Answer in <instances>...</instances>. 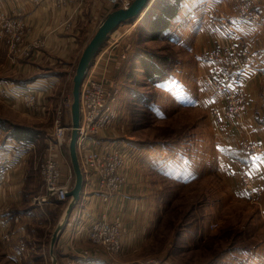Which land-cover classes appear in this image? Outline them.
Masks as SVG:
<instances>
[{"label": "rangeland", "instance_id": "obj_1", "mask_svg": "<svg viewBox=\"0 0 264 264\" xmlns=\"http://www.w3.org/2000/svg\"><path fill=\"white\" fill-rule=\"evenodd\" d=\"M86 1L92 3L93 0ZM250 1L253 9L256 8L255 0ZM85 2L72 1L76 5L74 17L82 13ZM205 3H214V7L218 6H215L217 0L205 1ZM116 5L121 7L123 4L116 3L111 8ZM239 6V1L235 0V12ZM0 12L4 13V18L0 19V40L2 42L0 63L6 61L16 64V62L24 60L32 61L50 57L46 35L25 39L28 28L23 19L4 11ZM258 12L259 21L256 27L263 20L261 12L259 10ZM105 15L103 13L100 18L103 19ZM139 19H132L119 25L112 33L109 42V46L113 45L117 50L113 52L115 55L124 52L129 46L133 48L127 52L126 58L123 59L125 69L124 75L120 77L119 99L120 114L124 115L123 126L127 128L128 135L136 132V136L140 138L138 139L139 144L146 147L153 145L160 147H156L158 152L154 153L157 157L155 162L158 164L153 166V170L157 172L155 181L160 184L158 196L161 197L162 206H160L161 211L157 210L156 212L159 218L154 225L153 232L142 243L139 253L141 262L139 263L264 264V222L261 217L264 191L254 197H248L245 189L241 186L240 179L238 181L237 178H234L231 170L223 169L224 172H222L214 167L212 158L207 159L213 153L211 124L216 128L217 120L213 118L212 112H210V117L213 120L209 117V112L200 102L199 96L200 99L196 98L198 100L196 101L189 98L188 93L184 94V89L176 92L170 90L169 92L170 77L153 84L143 82V77L133 60L137 51L140 52L147 48L153 53L172 54L171 61H174V64L167 66L171 76L182 68V64L178 63L180 56L182 61L188 60L191 63V69L188 68L190 70L187 69L186 72L187 77L192 78L190 73L193 69L195 71L196 60L187 48L183 47L181 50L180 47H177L174 39H143L141 41L139 32L148 23L146 19ZM7 20L11 23L19 21L22 24L23 32L20 33V39L14 44V48H10V42L2 31L4 29L2 25ZM101 20L88 33L83 43L84 46L94 34ZM224 21L227 23L226 18ZM62 22L59 23L62 29H72L74 23L72 24L71 20V26L68 27H65ZM177 30L178 28L175 31ZM210 40L205 39V44L213 45L212 41L208 43ZM198 42L200 46L202 42ZM219 43L221 45H218L222 49H227L230 44V42ZM237 44L242 43L239 41ZM215 46L206 49L204 53L206 54ZM201 47L200 51L198 50L200 54L203 53ZM115 48H111V50H115ZM34 52L37 54L32 55ZM33 56L35 58H32ZM188 56H192V60ZM75 67L76 64L71 68V73L67 78H58V80L56 78L52 85L40 89L35 96L33 105L26 103L24 105L12 96L0 97V119L33 127L40 132L37 139L33 141L34 147L24 156V166H20L30 176V184L26 183L25 190L28 191V194L24 195V205H29L31 202L33 207H37L38 218L32 217L31 223L27 224V226H31V229L26 233L17 229L20 223L15 222L14 215H12V220L10 218L8 221V228L16 227L18 234L15 236L8 231H0V264H23L24 258L28 260L39 254H42L43 264H52L49 242L65 209L66 201L58 202L50 198L48 201L35 204L32 202V197L35 194H45L37 163L47 148V140L53 136L54 122L58 113L68 128L71 125L70 105L72 102V76ZM43 68L40 65L32 76L45 73L47 69ZM9 77L4 80L0 79V83L12 82L20 85L18 79L13 78L14 76L9 75ZM258 77L262 80L264 74H260ZM199 90L198 87L196 93L201 94ZM262 109L264 111V105ZM119 120L120 118L116 120L115 126L121 125L122 121ZM69 132L70 130H68V137ZM0 133L5 136V131L0 129ZM212 136L215 137L213 134ZM162 143L173 147L163 146ZM64 148L69 159L67 144ZM238 182H240L246 197L233 192L234 184ZM261 184L264 185V182ZM155 197H157V193ZM24 241H27L25 242L27 246L20 249L19 247ZM17 249L22 250L20 254ZM61 255L55 245L54 256L57 264H67L68 259H65L63 263Z\"/></svg>", "mask_w": 264, "mask_h": 264}, {"label": "crops", "instance_id": "obj_2", "mask_svg": "<svg viewBox=\"0 0 264 264\" xmlns=\"http://www.w3.org/2000/svg\"><path fill=\"white\" fill-rule=\"evenodd\" d=\"M205 1L211 2V0H184L175 17L176 20H179L180 26L171 39H174L176 46L181 50L183 47L187 48L190 54L194 55L196 63L195 71L193 69L190 73L192 78H188L186 70L191 69V63L188 60L182 61L179 56L178 63L182 64V68L170 77L168 91L176 92L184 89V94L188 93L189 98L196 100L200 97V102L203 103L210 117L212 108L222 109L225 104L223 95L212 88L211 77L242 85L247 96V108L241 117H229L217 121L215 122L216 128L211 124L212 134L215 137L211 134L213 153L207 159L212 158L214 167L222 172H224L223 169L231 170L234 178H237L238 181L240 167H246L256 181L263 183L264 78L261 80L258 77L260 74L257 73L245 82L248 75L245 68L248 66L259 67L264 72V0H255L256 8L258 7L257 9L263 16L261 24L257 27L234 19L235 0H217L215 5H218L217 7L213 6L214 3L207 4ZM75 6L72 1L64 5H53L48 0H0V11L18 16L25 22L28 28L25 39L46 35L48 55L50 56L48 59L24 60L16 62V64L4 61L0 63V79L4 80L10 75L18 79L20 84H25L40 78L49 81H54L56 78L57 80L58 78H67L80 56L88 33L102 19L100 17L103 13L105 15L112 10L113 4L108 0H93L92 3L86 1L82 13L74 17ZM209 13L215 14V17H218L215 18L216 20L226 18L227 23L212 22L209 19ZM66 20H71L72 24L74 23L72 29L61 28L60 21L64 23ZM205 39H211L208 43L212 41L214 44H205ZM198 41L202 42L200 45L203 49L202 54L198 53V50L200 51ZM239 41L242 43L239 44L240 46L248 45L251 59L248 64H245L244 57L240 56L236 67L227 70L205 57L206 49L220 44L219 42L237 43ZM1 43L0 40V49ZM112 48L115 47L112 46ZM111 51L116 52L117 50L115 48ZM36 54L37 52H34L32 55ZM188 58L192 60V56H188ZM104 60L101 58L97 62L94 71L99 73L103 71L102 68L106 67L107 76L121 79L125 69L123 60H111L107 65ZM40 65L42 69L46 67V72L32 76ZM198 87L201 94L196 93ZM127 133V128L121 123L118 126L114 124L112 128L101 133L98 137L99 146L102 148L117 144L130 150L131 154L126 162L124 181L121 187L108 195L107 198H104V194L97 188L86 189L85 186L83 187L80 199L69 214L55 244L62 254L63 263L65 259L78 256L83 249L90 250L86 264H140L139 262H141L140 248L153 232L154 225L159 218L156 212L157 210L160 212V206H162L161 197L158 196L160 184L155 181L157 172L153 170V166L158 164L155 162L157 157L154 155L158 152L156 149L158 146H143L138 143L140 138L136 136V132L130 135ZM244 142H251L252 149L247 148ZM30 149V142H26L23 149L10 148L7 150L6 155L12 158L14 165L2 179L4 181L1 180L0 231H8L15 236L18 234L16 227L8 228V221L10 218L12 220V215L19 218V229L24 232L31 229V226H27V224L31 223L32 217L38 218L37 207H33L31 202L29 205H24V195L28 194V191L25 190L26 183L30 184V176L20 166H24V156ZM64 151L63 147L66 165L70 167V161ZM159 154L161 153L159 152ZM237 184H234L233 192L245 196L240 182ZM156 193L157 197H155ZM261 217L264 222V205L261 208ZM100 218L118 219L122 224V250L115 256L108 255L103 248L91 244L83 237V226L91 219ZM25 242L27 241H24V247L27 246ZM19 248L22 249V247Z\"/></svg>", "mask_w": 264, "mask_h": 264}, {"label": "built area", "instance_id": "obj_3", "mask_svg": "<svg viewBox=\"0 0 264 264\" xmlns=\"http://www.w3.org/2000/svg\"><path fill=\"white\" fill-rule=\"evenodd\" d=\"M53 5H64L73 0H48ZM84 0H80V3ZM113 5L116 3L126 6L131 0H108ZM239 1V8L234 14L236 21L249 22L252 27H256L259 21L258 9L254 8L250 0ZM252 8V9H251ZM209 19L216 23H226L224 18L215 19V14L209 13ZM4 18V13L0 12V19ZM14 21V20H13ZM19 21H6L2 25L5 36L10 42V48L20 39V33L23 32L22 24ZM65 27L71 26L70 20L64 21ZM21 28V31H19ZM230 30L232 28L230 27ZM112 35L107 42L100 48V59L89 67L83 78L81 89V125L78 129L77 153L84 175L86 189L97 188L102 191L106 198L109 194L118 190L125 175L126 162L130 158V150L125 149L117 144L100 147L98 137L101 133L113 127L116 120L120 118L124 124V115L121 112L120 92L121 85L119 78L107 76V68H102V72L94 73V66L99 60L105 59L104 62L123 60L127 52L133 48L129 46L124 52L115 55L110 45V50L105 54L106 45L109 44ZM113 43V42H112ZM111 43V44H112ZM107 50V49H106ZM227 50V52H225ZM224 51V52H223ZM244 57L245 64L251 62L248 45L240 46L236 42H230L227 49H222L219 45L206 52L205 57L221 65L227 70H231L238 64V58ZM244 69V68H243ZM248 75L245 82L253 78L255 74H264L259 67H246ZM94 73V74H93ZM54 81L41 78L27 82L25 84H14L12 82L0 83V97L12 96L14 99L21 101L24 105H33L35 96L40 89L52 85ZM210 84L212 88L220 92L224 97V107L219 109L212 108V116L217 121L228 119L229 117H241L246 109V96L242 85H237L229 80H220L217 77H211ZM66 125L61 120L58 113L54 122L53 136L47 140V148L43 156L37 163V169L41 176L42 187L45 194H35L32 202L40 204L53 198L55 201H67V193L72 187L74 173L71 166L66 165L62 149L67 141ZM68 128V127H67ZM31 148L34 142H30ZM247 148L252 149L251 142H244ZM26 143L18 141L12 137L0 134V187L2 180L9 171L12 170L14 161L5 154V149H23ZM258 149V148H257ZM239 177L241 186L245 189L248 197H254L264 191V185L258 183L254 176L246 167H240ZM2 180V181H1ZM15 222H19L18 217H14ZM20 225V224H19ZM18 226L17 229H19ZM83 237L91 244L103 248L109 255H116L122 250V224L118 219L108 220L105 218L91 219L87 225L83 226ZM24 247L23 244L21 246ZM89 249H83L76 257H70L67 264H81L85 258H88ZM87 262V261H86ZM84 262L83 264H86Z\"/></svg>", "mask_w": 264, "mask_h": 264}, {"label": "water", "instance_id": "obj_4", "mask_svg": "<svg viewBox=\"0 0 264 264\" xmlns=\"http://www.w3.org/2000/svg\"><path fill=\"white\" fill-rule=\"evenodd\" d=\"M152 1L153 0H131V2L126 6L115 8L106 13L94 34L83 47L77 60L75 71L72 76V102L70 105L71 128L67 142L68 155L70 159V165L74 173V180L72 187L67 193L68 199L65 204V209L59 222L52 232L49 242V254L52 259V264H57L56 257L54 256V246L69 214L72 212L80 199L84 183L83 172L77 153V126L80 119V87L84 75L90 66L93 57L108 39L109 34L113 32L121 23L131 19H136L141 16Z\"/></svg>", "mask_w": 264, "mask_h": 264}, {"label": "trees", "instance_id": "obj_5", "mask_svg": "<svg viewBox=\"0 0 264 264\" xmlns=\"http://www.w3.org/2000/svg\"><path fill=\"white\" fill-rule=\"evenodd\" d=\"M183 1L184 0H153L139 19H146V22L148 23L144 26V28L142 27L139 32L141 41L143 39L171 40L173 34L176 32V28H179L180 26L179 20H176L175 17L180 11ZM116 7L118 6H114V8ZM171 55L172 54H168L166 52L153 53L147 48L140 52L137 51V53L133 56V60H135V63L137 64L136 68L139 69L141 77H143V82L153 84L171 77L169 68L167 69L168 65L172 63L174 64V61H171ZM0 129L5 131V136L12 137L24 143L35 141L40 134V132H38L37 129L35 130L33 127L14 124L6 119H0ZM162 144L163 146L169 145L167 143ZM168 147L173 146L170 145ZM23 264H43L42 254L35 255L28 260H25L24 258Z\"/></svg>", "mask_w": 264, "mask_h": 264}, {"label": "bare ground", "instance_id": "obj_6", "mask_svg": "<svg viewBox=\"0 0 264 264\" xmlns=\"http://www.w3.org/2000/svg\"><path fill=\"white\" fill-rule=\"evenodd\" d=\"M131 1H129V3H130ZM128 3V4H129ZM113 10V9H112ZM127 22V21H126ZM99 25V24H98ZM98 27V26H97ZM97 29V28H96ZM112 33L113 32H111L110 34H109V37H110V35H112ZM105 43V42H104ZM104 45V44H103ZM102 45V46H103ZM106 47V49H105V54H107V51L108 50H110V46L109 45H107V46H105ZM100 56H101V54H100V52L98 51L97 53H96V55L93 57V59H92V61H91V63H90V66L89 67H92L93 66V64H95L96 63V61L98 60V59H100ZM94 61V62H93ZM92 62H93V64H92ZM91 64H92V66H91ZM88 67V68H89ZM88 70V69H87ZM94 73H96L95 71H94ZM93 73V74H94ZM86 74V73H85ZM85 76V75H84ZM82 83H83V81H82ZM82 83H81V87H80V107H79V110H80V118H81V109H82V107H81V101H82V97H81V89H82ZM80 125H81V122H80V119H79V124H78V126H77V133H78V129H79V127H80ZM70 128H71V126H70ZM70 128H67L66 127V134L68 135V130H70ZM1 134V133H0ZM1 135H3V134H1ZM68 137V136H67ZM77 138H78V136H77ZM77 141H78V139H77ZM67 142H68V138H67V141H66V143H65V145L67 144ZM7 150L8 149H5V154L7 153ZM62 152H63V149H62ZM39 172V171H38ZM83 178H84V175H83ZM83 189V188H82ZM101 191V190H100ZM102 192V191H101ZM81 193H82V191H81ZM110 195V194H109ZM68 197V196H67ZM105 198V197H104ZM107 198V197H106ZM88 224V222L85 224V225H87ZM89 257V256H88ZM86 261H88V259L87 258H85V260L81 263V264H83L84 262H86Z\"/></svg>", "mask_w": 264, "mask_h": 264}]
</instances>
